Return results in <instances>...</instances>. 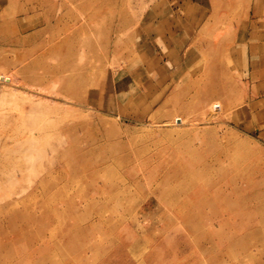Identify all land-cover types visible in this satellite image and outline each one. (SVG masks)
Here are the masks:
<instances>
[{"label": "rangeland", "instance_id": "374dc122", "mask_svg": "<svg viewBox=\"0 0 264 264\" xmlns=\"http://www.w3.org/2000/svg\"><path fill=\"white\" fill-rule=\"evenodd\" d=\"M167 1L0 0V258L6 261L4 264L9 261L11 264H51L50 257L59 258L63 264L64 260L66 264H207L205 254L198 250L206 234L197 236L184 230L187 216L183 214V209L186 207L176 196L179 188L164 191L143 177L146 178L160 161L172 156L167 147L172 146L173 141L183 142L194 137L196 132L203 135L204 131L209 132L216 127L213 124L199 125L194 119L201 114L221 111L222 121L232 119L236 123L245 118L243 114L241 117L237 115L235 109H240L241 113V107L247 103L246 95L253 98L250 88L262 81L259 77L262 70L257 67L255 72L251 70L248 74L249 60L242 56V51L246 50L243 46L240 49L236 47L232 57L235 38L232 27L238 32L242 22L246 27L258 15L264 14L257 13L251 20L253 12L248 13L249 9H253L249 8L250 0H220L219 8L214 12L210 0L205 12L207 18L201 26L197 25L195 44L185 50L184 60H192L189 71L182 67L178 71L181 74L180 78L177 77L178 81L163 87L166 80L157 77L158 70H171V66L168 55H164L162 46L156 43V36L160 17L170 14L166 9ZM176 5L178 2L172 6ZM255 9L263 12L264 0H260ZM227 41L232 43L230 49L222 50ZM262 54L259 56L262 57ZM38 57L46 60L47 67L60 66L63 60L88 66L91 81L83 92L84 101L70 103L66 94L58 93L59 85L31 80L34 72H40L36 67L19 71L21 62L28 63ZM162 57L164 60L159 62ZM244 73L247 75L244 76ZM10 75L11 81L7 83L19 87L29 80L31 85L27 88L43 96L35 97L30 90L25 91L26 94H23L24 90H17L14 91L16 95L6 93L3 102L1 96L5 89L11 90V86L7 84L4 87L2 80ZM218 75L222 77H215ZM185 79L189 83H182V86H188V94L184 99L176 98V91L181 85L179 82ZM216 91H225L224 97L217 95ZM258 91L255 101L262 102L254 105V110L250 109L251 118L238 126H229L231 133L219 129L216 135L227 134L234 140H243L258 151L257 156L242 151L238 161L242 169L249 171V178L257 186L264 184V88ZM201 92H211L213 98L201 101L197 97ZM39 96L45 102L54 97L52 104L58 109L52 111L57 114L55 111L47 113L49 110L46 109L44 113H38L34 120L40 124L42 118H46L58 127L44 133L43 140L35 141L34 151H27L26 143L31 142L30 117L22 113L31 100L40 102ZM18 97L28 101L26 104L24 100L15 101ZM200 104L207 109L202 112L194 107ZM233 104L237 105L236 108L225 115V108ZM13 116L15 120L19 117L15 125L14 121H10ZM187 118L193 122L180 126L178 122L183 123ZM70 125L76 128H67ZM18 129L19 136L14 133ZM76 139L79 141L74 145L85 152L89 160L91 158L90 163L100 159H123V166L130 171L133 202H111L101 207L94 218L125 225L129 240L124 245L131 250L125 255L127 262L121 261L119 255L128 247L123 246L109 254L102 249L106 248L105 238L108 236L105 230L92 232L94 238L82 236L81 231L90 230L91 223L83 219L87 217L85 211L92 208L91 204H79L76 213L62 200H49L40 194L38 186L46 181L47 163L55 159L63 160L62 169L48 175L56 178L65 195L92 189L91 172L88 169H73L72 164L79 158L74 155L65 159L61 155ZM89 145L95 147L90 154ZM119 168L118 164H114L112 173ZM105 173L112 174L108 170ZM202 182L206 193L203 197L193 198L194 203L205 198L212 199L216 193V189L205 185L206 181ZM100 185H103L102 182ZM185 192L191 195L196 189L185 188ZM12 202L17 206L12 207ZM70 210L69 214H62L56 221H47L46 214ZM62 225L67 231L62 229ZM22 226H27V230L21 229ZM31 226L34 228L30 229ZM114 236L122 238L118 234ZM68 238L74 241L66 245L62 255L53 251L46 255L32 253V247L36 245L49 243L54 249L57 242ZM92 241L95 248L103 252L95 256ZM26 247L31 248L24 250ZM207 250L210 256L227 252L226 248L220 247ZM249 252L252 255L257 253L255 248ZM231 253L233 256L221 258L222 264H258L254 257L253 262L244 260L237 250Z\"/></svg>", "mask_w": 264, "mask_h": 264}, {"label": "bare ground", "instance_id": "6f19581e", "mask_svg": "<svg viewBox=\"0 0 264 264\" xmlns=\"http://www.w3.org/2000/svg\"><path fill=\"white\" fill-rule=\"evenodd\" d=\"M220 3V0H211L210 5L213 8L214 12L219 8L218 5ZM205 17L207 18V14L204 13L202 15V18L197 20V25H199ZM231 44L232 43H230V41L225 42L222 45V50L228 51L231 47ZM184 59L185 56L176 58L177 64L179 63V71L182 70ZM21 63L22 64L21 67H19V71H27L35 67L40 71L39 73L34 72L33 77H30L31 80L36 79L38 81H41L42 83H53L55 86L59 85V88L57 89L58 93L66 94L68 100L71 101L70 103H72V101L74 103L84 101L85 96L83 92L87 90V87L91 81V74L88 66H83L80 63L76 62L68 63V61L63 60L60 66L55 65V67H47L46 60L42 57L35 58L28 63ZM15 68H18L17 65H15ZM218 68L220 69V67ZM180 76L181 74L177 75L175 79H171L173 81L172 84L178 81V78H180ZM11 77L12 76L10 75L2 80V83L5 85L4 87H7V84L8 87L11 86V90H4L5 93H3L1 96V100L3 102L6 98V93L9 92L10 94L11 92L10 95H16L14 94V91L17 90H24L23 92L30 90L29 92H32L31 95L35 97L41 95L40 92L27 88L31 85L29 80H25L22 86L19 87L14 86L11 82L7 83L6 81H11ZM215 77L220 78L222 77V75H218ZM61 79L63 80V82H61ZM187 80L188 79H185L184 82H182V80L179 82L181 83V85L179 90L176 91V94H178L175 95L176 98L184 99V97L188 94V90H186L188 86H182V83H189ZM210 85H213V83H211ZM172 92L173 91H171V93ZM23 94H26V92ZM216 94L224 97L225 91H222L221 93L216 91ZM28 95H30V93ZM41 96H39L40 99ZM197 97L201 98V101H204L205 99L207 101H210V99L213 98V94L211 92H201L199 95H197ZM246 97L247 99H245L247 100V103H245V105L247 104V106L243 105V107H241V113L239 111L240 109H235L237 105L234 106L233 104L232 106L230 105L225 108V115L229 112L231 113V111L235 109V112H237V115H240V117L242 114L244 117L249 116L251 114L250 109L254 110L255 107L254 105L252 106L250 104L252 98L250 96L248 97L247 95ZM24 99L18 97L17 99H15V101L22 102ZM27 99L29 100V97H27ZM28 100H24L23 103ZM50 100V102L42 101V99L40 102H34V100H31V103L29 101L30 105L27 103L29 106L22 113L23 115H27L28 117H30L29 135L31 137V142L26 143L27 151H34V146L37 144V142L35 141H37L38 139L43 140L44 133H47L50 129H56L58 127L56 124L52 123V121H49L46 118H42L40 124L37 123V120H34V117H36L38 113L42 114L46 109L49 110L47 111V113L55 111H52L53 109L57 108L52 104V101H54V97L52 98L51 96ZM194 107L201 110L202 112L205 111L204 109H207V107L203 104H200L199 107ZM221 113L223 112L216 111L215 113H210L209 111H207V114L203 113L199 118L194 119L198 121L199 125L213 124L216 125V127L210 129L209 132L204 131L203 135H200L196 132L194 137L187 138V140L183 142H179L178 140L173 141L172 146L167 147L172 156L170 155L169 157H166V159L160 161L153 170H150V174H148L146 178L143 177V179L150 180L156 187H159L164 191L167 190V188H179V191H177V193L175 191L176 196L181 202L185 204L184 207H186L185 210L183 209V214L187 216V219L185 220L187 226L184 230H187L193 235L197 234V236L200 233L206 234L204 237V243L201 242L199 244L198 250L205 254L207 264H222L221 258H229L233 256L231 252H234L235 250L239 251V254L243 255L242 258H244V260L248 259L250 260V262L251 260L253 262L252 258L254 257V260L258 261V264H264V184L258 186L255 185V183H253L249 178V171L242 169L238 162L240 160L242 151H246L252 156H257L259 155V153L256 149L249 147V145L243 140H234L233 137H227V134L220 137L216 136L219 129L220 131H223V129H225L227 132L231 133V131L228 130V127H232L235 125L238 126L236 122H233L230 118V120L228 121H222L223 117L220 116ZM11 120L14 121L12 122L13 124L15 122L18 123L19 121L17 120H19V117L15 120L13 116L10 118V121ZM10 121L8 123H11ZM181 122L178 123L183 127L186 124H190V122H193V120L187 118L186 121H184L183 123ZM67 128L74 130L76 127L75 125H70ZM14 133L18 134L20 133V130L17 132L15 130ZM17 136H19V134ZM8 137V139H12V137ZM13 137L15 138V135ZM226 138H229L227 142H225ZM78 141L79 139L73 141L72 146H70L68 149L63 150L61 152V155L64 158L70 157L71 159V157H74V155L79 158V161L75 162V164H72L74 165L73 169L79 170L78 168H82L88 169L89 172H91L92 177L90 176V181L92 189L90 191L82 190L80 193L74 195H65L62 186L59 182L56 181V178L50 177L51 175H48L49 172H56L62 169L61 167L63 165V160L61 159L59 161L55 159L54 161H49L47 163L48 169H46L48 170V173L46 175V181H42L38 186V189H40V194L46 196L49 200H62V202L69 204L70 207L72 206L73 211H75L76 213L78 212L77 209L79 208V204H91L92 208L88 211H85V215L87 217L86 219H83L91 223L90 230L86 229V232L81 231V234H83L82 236H87L88 238L90 235V237L92 236L94 238L92 232L98 231L99 233L105 230L108 233V236L105 238L106 248L102 249L105 250L107 254H109L112 251H115V249L122 248L123 246L128 247V250L126 248V251H123L124 253H121V255H119L121 257V261L127 262L128 260L126 259L125 255L130 254L131 250L129 246L124 245V243L128 242L129 240V235L124 230L125 225L110 224L109 220L108 223H106L104 220L98 221L94 218L97 215V211H99L101 207H105L111 202H130L128 200H133V196L130 191V189L132 188L130 187L132 182L131 180H129V178L131 177L130 171L128 170L127 166H123V163H125V160L123 159L119 161L100 159L99 161L90 163L89 161L91 160V158L89 160L88 155H86L85 152H82L80 148H77L74 145V143H77ZM159 146H162V144ZM94 148V146L89 145L88 153L90 154V152H93ZM114 164H118L120 166V170L117 169L116 173H112ZM107 170L112 174H106L105 171ZM105 175H107L108 177ZM49 181L50 183H55L52 184V186H48L50 185ZM202 181H206L205 185L208 184L209 187L211 186L212 188L216 189V193L213 195L212 199L206 200L205 198L200 202L194 203L192 201L193 198L203 197L206 193L204 192L205 189ZM100 182H102V186L100 185ZM185 188H195L196 192L189 195L187 194V192H185ZM218 199H220V201H218ZM46 205L48 204L46 203ZM11 206H17V204H15V202H12ZM70 212L71 210L64 212L56 211L54 212V214H46L47 221H56V219H60L62 217V214L65 215L69 214ZM83 212L84 211H82L81 213ZM34 226H31L30 229L34 228ZM26 227L27 226H22L21 229L27 230ZM63 228L67 231L66 227L62 225V229ZM114 234L121 235L122 238L116 237L114 236ZM72 241H74V239L71 240L69 238L68 240L59 241L54 246V249L49 245V243L41 244L38 246L36 245L32 247V253H45L46 255L47 253H51L53 251V253H55L56 255H62L63 251L67 249L66 245H69V243ZM92 243L94 245H91L95 248V242L92 241ZM0 246H2V243L0 244ZM214 247L226 248L225 251L227 252L221 251V253H219L217 256H210V251H208L207 248L213 249ZM30 248L31 247H26V249L24 250ZM252 248H255V250L257 251L256 255H252L249 252ZM92 251L95 252V256L96 254L98 255L99 253L103 252L99 248L92 249ZM218 256L221 257L219 258ZM48 260L51 264H63V262L59 258L50 257L48 258ZM3 262L6 263V261L0 258V264H4ZM64 263L66 264V260H64ZM7 264H11V261L7 262Z\"/></svg>", "mask_w": 264, "mask_h": 264}, {"label": "crops", "instance_id": "0c3cea01", "mask_svg": "<svg viewBox=\"0 0 264 264\" xmlns=\"http://www.w3.org/2000/svg\"><path fill=\"white\" fill-rule=\"evenodd\" d=\"M192 1V2H191ZM178 2V5L172 6L173 3ZM208 0H168L166 5H168L167 11L168 16L160 17L159 25H158V33L156 38V43L162 46V51L168 55V64L171 66V70L168 68L160 69L157 73V77L159 79L166 80L162 86H166L168 83L172 85L173 81L171 79H175L177 74H180L178 71L179 63L177 64L176 58L180 56H185V50L191 46H193L197 39V20L202 18V15L207 11L206 6L208 7ZM191 3V4H190ZM260 0H250V7L253 8L252 10L249 9L248 13L250 14L253 12V16L250 17L252 20L254 16L258 13L260 15L264 14V11L255 9V5H258ZM183 4V5H182ZM253 6V7H252ZM193 9V10H192ZM160 13V12H159ZM264 15L259 16L255 21H250V23L245 27V23L242 22L241 26H238V32H235L234 26L233 31L235 33L234 43H233V50H232V57L234 58L235 48L243 46L246 48L245 52L242 51V56L246 57L249 60L247 64L248 74L251 70L260 69L262 73L259 77L262 78V81L259 84L254 83V87L250 88L252 91L254 102H250V104L255 105L260 104L261 102H256L255 98L258 95L260 88H264ZM202 22V21H201ZM203 23H200V26ZM201 29V28H200ZM199 31V29H198ZM171 47V50L169 48ZM263 53V54H262ZM263 55L260 57L259 55ZM189 57V56H188ZM159 59V62L163 61ZM187 61V63H186ZM192 61V60H191ZM191 61L183 60L184 64L182 67H185L186 71H189ZM184 70V71H185ZM244 76L247 73L243 74ZM161 81V80H160ZM159 81V84H160ZM161 85V84H160ZM163 86V87H164ZM250 87V86H249ZM166 88V87H165ZM163 91V90H162ZM167 92V91H166ZM164 93V92H160ZM256 108V107H255ZM250 119L251 116H247L245 118L240 119L236 124L240 125L242 122L246 121V119Z\"/></svg>", "mask_w": 264, "mask_h": 264}]
</instances>
